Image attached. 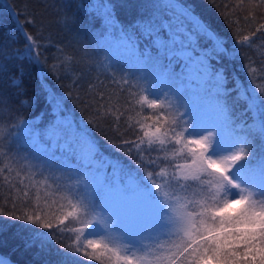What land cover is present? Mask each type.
<instances>
[{"label":"snow or ice","instance_id":"1","mask_svg":"<svg viewBox=\"0 0 264 264\" xmlns=\"http://www.w3.org/2000/svg\"><path fill=\"white\" fill-rule=\"evenodd\" d=\"M117 6L113 0H81L77 8L91 14L93 25L87 30L92 52L84 57L96 56V66L111 77L110 83L134 97L128 104L135 115L126 117L124 131L139 134L122 139L114 151L134 157L136 168L106 153L82 121L61 118L64 97L54 93H49L54 118L33 132L39 153L23 156L19 147L14 150L17 129L27 124L14 104L27 109L38 99H16L26 95L21 91L23 63L38 68L47 91L49 73L61 79L79 61L61 48L57 62L49 65L40 51L46 45L25 29L34 20L26 15L22 24L13 11L15 32L25 44L22 50L6 51L7 43L0 42V163L2 158L10 162L0 167V176L18 194L14 200L28 198L33 188L37 192L34 214L27 208L20 215L0 212L21 222H0V233L15 226L25 250L46 255L43 264H84L85 259L98 264H264V85L254 83L257 67L251 57L244 65L247 87L234 77V87L228 88L221 66L257 40L264 43V35L257 36L264 23L229 47L180 0H145L129 23L117 17ZM6 37L13 38L11 33ZM119 49L126 53L123 64L113 55ZM101 54L104 60L98 59ZM259 70L264 72V61ZM94 86L90 83L89 89ZM98 96L97 118L112 117L113 131L123 137L119 124L129 109L111 103L112 95ZM145 109L151 111L145 115ZM13 172L21 188L9 179ZM41 190L45 208L54 196L51 202L61 214L68 209L60 225L71 217L81 227L48 231L53 224L41 216ZM64 231L75 233L74 243L60 244Z\"/></svg>","mask_w":264,"mask_h":264},{"label":"trees","instance_id":"2","mask_svg":"<svg viewBox=\"0 0 264 264\" xmlns=\"http://www.w3.org/2000/svg\"><path fill=\"white\" fill-rule=\"evenodd\" d=\"M251 1L255 2V5H259V0H180V2L190 5L194 9V14L202 21L211 25L212 29L227 41L229 47L235 43L237 37L242 39L244 35L254 32L261 23H264V5H260L261 7L256 9L244 5L252 4ZM80 2L81 0H0V42L7 43L6 51L22 50L25 44L24 40L18 37L15 32L16 17L13 16V11H15L22 24L26 15L29 19L34 20V25L25 24L24 26L29 34L36 37L41 44L46 45L40 51L42 58H46L49 65L57 62V57L61 55L59 51L61 48L64 53L74 55L79 61L74 66L75 71L61 79H57L49 73L44 83V88L47 91L41 87L38 68L26 61L23 63L24 77L21 91L26 95L17 96L16 99H29L32 96L38 99L35 107L27 109H20L19 103L14 104V107L20 112V119L27 121L26 125L17 129L19 145L14 146V150L19 147L21 149L20 154L23 156L29 155L30 152L39 153V146L34 144L33 132L40 131L46 123L54 118L53 104L50 103L51 97L49 95V93H54L64 97L65 111L61 113V118L67 116L77 124L82 121L100 141L106 153L118 156L127 166L135 169L134 157L130 158L122 152L114 151V145H120L122 139H135L136 135L139 134L133 129L124 131L126 117L135 115L131 111L132 105L128 104V101L134 97H131L127 91L120 92L118 85L110 83L111 77L103 68L96 66V56H92L91 59L84 57L85 52H92V49L88 47L87 30L93 25L91 14L86 15L77 8ZM113 2L118 5L115 10L117 17L122 22L129 23L136 18L139 6L145 0H113ZM65 18H67V23H65ZM99 23L100 21L97 20L95 26L99 27ZM38 32L40 35L37 37ZM6 33H11V37L14 39L7 38ZM259 35H264V31L257 33V36ZM113 55L121 59V64H123L122 58L126 56L123 49L115 51ZM247 57H251L255 62L254 66L257 67L253 77L254 83L264 85V72L259 70L261 61H264V43L257 40L252 48L245 47L240 57L231 61L222 60L221 66L225 68L228 77L226 85L228 88L234 87V77L238 78L246 87L249 86V77L244 67ZM98 59L104 60V54H101ZM212 63L215 65V61ZM90 83L95 85L92 89H89ZM99 93H103L106 98L112 95L111 103L117 104L121 111H124L126 107L129 109L121 117L119 124V132L124 134L123 137L118 132L113 131L112 117L97 118L93 109L94 104L99 102ZM232 96H235V92L232 93ZM86 101L87 103H85ZM105 102L107 103V99ZM150 111L145 109L144 114L147 115ZM89 119H93L95 124H88ZM7 148L8 145L6 144L4 150L6 151ZM2 159L3 163H0V167H3L4 163H10L6 158ZM16 168L18 171L21 170L19 165ZM4 175H9L7 170H5ZM9 179L17 188L22 187L18 183L19 178L16 177L15 172L9 176ZM36 192L37 189L33 188L30 190L28 198L14 200L18 194L14 190H10L7 183L3 181V177L0 176V212L20 215L27 208L29 214H34L32 205L36 202ZM19 195L22 197V193ZM39 195L42 197L39 201L42 209L41 216L53 224L52 229L48 231L56 232L58 227L63 229L81 227V225L74 224L71 217L65 221V224L60 225L59 220L63 219L68 209L65 208L64 213L61 214L57 210L58 204L51 202L55 198L54 196L48 198L49 203L45 208L44 191L41 190ZM25 200H27V204H25ZM44 213L48 215L45 216ZM0 222L13 225H20L21 223L20 221L7 220L6 215L0 216ZM16 230L14 226L7 232L0 233V259H3L5 264H43V261L47 259L46 255L38 254L36 249L25 250L20 238L15 235ZM74 237L75 233L69 231H64L58 235L60 244H72L75 242ZM84 264H98V262L85 259Z\"/></svg>","mask_w":264,"mask_h":264},{"label":"rangeland","instance_id":"3","mask_svg":"<svg viewBox=\"0 0 264 264\" xmlns=\"http://www.w3.org/2000/svg\"><path fill=\"white\" fill-rule=\"evenodd\" d=\"M237 1V0H236ZM252 4H244V5H248L250 8H260V5H255V2L251 1Z\"/></svg>","mask_w":264,"mask_h":264}]
</instances>
